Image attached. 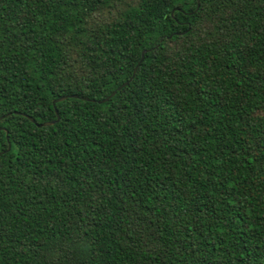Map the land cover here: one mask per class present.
I'll use <instances>...</instances> for the list:
<instances>
[{"label":"trees","instance_id":"trees-1","mask_svg":"<svg viewBox=\"0 0 264 264\" xmlns=\"http://www.w3.org/2000/svg\"><path fill=\"white\" fill-rule=\"evenodd\" d=\"M197 1L0 0V264H264V0Z\"/></svg>","mask_w":264,"mask_h":264},{"label":"water","instance_id":"water-1","mask_svg":"<svg viewBox=\"0 0 264 264\" xmlns=\"http://www.w3.org/2000/svg\"><path fill=\"white\" fill-rule=\"evenodd\" d=\"M197 7H198V1L196 0V7H195V10L197 9ZM159 41H161V40H159ZM146 51H147V50H142V51L140 52L139 60H138V62L136 63L135 67L133 68L130 78H129L127 81H125L124 83H122L120 86H118L115 90H113V91H112L107 97L103 98L102 100L97 101V103L100 104V103L106 102L109 98H111V97L115 94L116 91H118L119 89H121L122 87H124V86L129 82V80L133 77L136 68L138 67V65H139L140 62L142 61L143 55H144V53H145ZM66 98H75V96H63V97H59V98L53 99V100L51 101V104L54 105L55 103H59V102H61V101H64ZM90 101H91V102H94V100H90ZM54 115H55L54 120H52V121H48V122H43V123H40V124H35L36 127H37V128H41V127H48V126L53 125L55 122L58 121V115H57V111H56V110H54ZM0 119H2V117H0ZM27 119H28L31 123H34V121H33L31 118L28 117ZM0 130H2V128H0ZM5 134H6V132H5ZM5 139L7 140V137H6V136H5ZM8 149H9V142H6V149H5V151H8ZM5 151H4V152H5ZM2 153H3V151L0 152V154H2Z\"/></svg>","mask_w":264,"mask_h":264}]
</instances>
